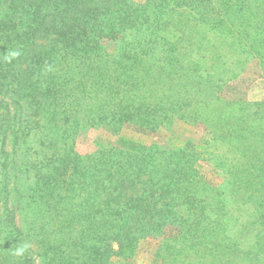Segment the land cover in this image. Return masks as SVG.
Wrapping results in <instances>:
<instances>
[{
  "label": "trees",
  "instance_id": "16d2710c",
  "mask_svg": "<svg viewBox=\"0 0 264 264\" xmlns=\"http://www.w3.org/2000/svg\"><path fill=\"white\" fill-rule=\"evenodd\" d=\"M253 59L264 0H0V264H134L144 239L264 264V101L223 92ZM86 127L115 140L81 151Z\"/></svg>",
  "mask_w": 264,
  "mask_h": 264
},
{
  "label": "rangeland",
  "instance_id": "374dc122",
  "mask_svg": "<svg viewBox=\"0 0 264 264\" xmlns=\"http://www.w3.org/2000/svg\"><path fill=\"white\" fill-rule=\"evenodd\" d=\"M136 1L141 2L142 0ZM256 63H258L256 60H250L246 70L241 74V76L227 85V87L229 86L230 89L223 90L225 97L249 102L264 101V77ZM232 88L234 90H232ZM171 130L172 131L170 132L164 131L158 133L154 137L148 135L140 137L139 135L129 131H125L122 133L123 135H121L132 139L130 141H139L143 144H148L150 141L156 139L157 141L161 142L171 140V132L176 138L174 140H178L180 142L185 140L186 138H191L193 135V128L181 123L174 124ZM84 131L85 132L77 139L76 144L78 149H80L81 151H87L95 148L96 146H107L115 140L114 136H111L110 134H107L100 129L86 127ZM197 143L198 142H196V145H199ZM199 146L203 147V145ZM198 166L204 174H206L210 178L212 177V172L207 166L201 164H198ZM156 247L157 241H154L152 239H144L140 241L136 255L133 259V263L153 264L156 260ZM114 262V264H116L115 260Z\"/></svg>",
  "mask_w": 264,
  "mask_h": 264
}]
</instances>
